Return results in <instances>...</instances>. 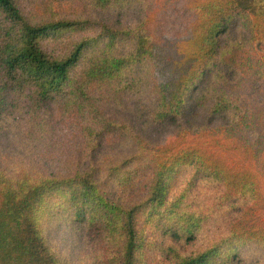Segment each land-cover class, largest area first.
Listing matches in <instances>:
<instances>
[{"label": "trees", "instance_id": "1", "mask_svg": "<svg viewBox=\"0 0 264 264\" xmlns=\"http://www.w3.org/2000/svg\"><path fill=\"white\" fill-rule=\"evenodd\" d=\"M131 8V26L96 17ZM236 22L248 37L223 46ZM202 84L196 104L227 122L154 143L116 115L136 99L151 124L182 123ZM58 229L85 230L83 264L264 254V0H0V264H77Z\"/></svg>", "mask_w": 264, "mask_h": 264}, {"label": "rangeland", "instance_id": "2", "mask_svg": "<svg viewBox=\"0 0 264 264\" xmlns=\"http://www.w3.org/2000/svg\"><path fill=\"white\" fill-rule=\"evenodd\" d=\"M248 5L261 2L262 0H241ZM65 6H60L56 12V18H64L66 11H62ZM116 13L108 14L98 11L96 14L97 19H101L103 23L111 24L114 26H131L137 23L141 18V12L138 8H131L125 13L115 15ZM67 18V17H66ZM39 19H45V16ZM248 30L243 28L239 22L234 23L226 35L222 37V45L225 46L230 42H233L239 38H247ZM205 84L199 85L192 93L185 114L183 116V122L177 124H151L138 101L134 99L130 106L125 110H120L117 117L121 120H125L130 126L134 128L136 133L143 136L145 139L154 143H163L171 138L183 124L190 127H203V126H217L221 123L227 122V118L218 116H211L209 111V104L197 105V97L205 91ZM201 195L204 200H211L215 197L214 189L209 186H204ZM228 217L220 218L217 223L210 224L205 230L204 234L199 236L197 240L190 247V250H198L201 245L205 243L207 239L213 237L215 234L222 233ZM86 232L84 229L71 230V229H58L50 237V241L58 253L65 255V257L77 264H83L87 260L86 253L89 252L90 242L85 238ZM241 262L239 264H264V254L256 246L245 247L241 251ZM84 261V262H83Z\"/></svg>", "mask_w": 264, "mask_h": 264}]
</instances>
